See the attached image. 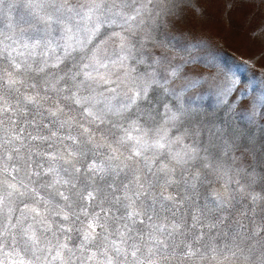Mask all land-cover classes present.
I'll list each match as a JSON object with an SVG mask.
<instances>
[{
  "label": "snow or ice",
  "instance_id": "obj_1",
  "mask_svg": "<svg viewBox=\"0 0 264 264\" xmlns=\"http://www.w3.org/2000/svg\"><path fill=\"white\" fill-rule=\"evenodd\" d=\"M152 2L0 0V14L5 4L9 10L17 4L31 10L28 18L21 16L18 22L26 27H19L17 31V26L10 24L9 35L0 33V132L3 133L0 137V175L4 177L0 179V264H51L49 256L60 264H73L75 260L80 264H234L238 254L243 256L245 250L249 254L244 256L245 264H264V235H261L264 215L259 225L255 220L258 211L264 214V194L247 190L257 183H264V174L254 167L250 172L243 167L237 168V174L243 172L249 181L241 184L239 179L233 180L231 169L214 165L207 156H200L199 148L185 143L186 138L195 142L205 129L211 136L216 135L199 118L200 113L195 108L181 104L172 111L167 104L163 105L165 124L171 123L172 127L177 122L186 124L183 135L173 141L168 139L167 127L153 130L141 127L138 120L130 122V129L122 128V135L112 141L105 131H100L99 126L105 123V111L120 115L136 107L141 116L151 120L154 119V101L158 102L157 91L173 93L166 86L173 80L162 76L155 68L137 77L125 70V62L135 59L134 51L140 56L136 63L148 64V67L162 66L167 59L162 44L153 42V50L144 47V40L149 39L147 36L141 38L140 49L132 42L144 24V12H150L148 4ZM117 28L119 31L115 30ZM85 52L90 54L77 57ZM191 62V58L185 61L186 64ZM110 66L112 70H109ZM205 73L199 64H193L183 73L173 70L168 75L187 78L191 74V79H186L182 88L200 86L209 93L215 91L221 97L220 103L229 110L235 108L237 101L245 104L241 98L242 90L237 89V79L215 65H210ZM94 84L109 86L106 91L116 95H120L117 89L123 86V102L115 110L109 103L105 109L94 111V107L102 102L94 94ZM113 84L116 87H110ZM82 92L89 94L82 95ZM233 93L237 96L229 102ZM99 96L103 97L104 93ZM246 103L251 107L252 115H257L255 99ZM259 103L264 105V98ZM74 106L80 107L79 118L74 114ZM259 115L264 117V111ZM93 126H96L95 130ZM29 127L33 131H28ZM52 128L56 130L52 131ZM65 128L68 133L61 135L60 130ZM45 130L49 134H43ZM153 131L154 135H150ZM221 131L217 129V132ZM28 141L50 142L49 149L59 143L62 150L36 151L27 144ZM234 141H240V136L235 135ZM176 143L182 145L179 150H173L172 145ZM229 147H235L241 153L239 159L250 158L264 165V143L258 147L254 137H248L246 142H234ZM100 148L108 149L109 154L102 163L91 160L83 166L88 179L96 175L103 179L116 168L133 172L129 184H134V190L130 195L125 194L124 199L128 202L123 205V216H113L111 208L102 206L107 196L99 202L100 211H90L89 206L97 200L99 190L77 189L74 180L60 175L57 161L67 165L63 171L78 180L81 160ZM149 151L154 155H146ZM33 155L51 163L46 168L39 164L34 168ZM165 155L168 162L159 164L156 171L167 177L160 196L162 201L170 202L171 207L167 210L171 212L172 220L145 225V218L152 221L156 209L155 198L148 196L152 184L150 181L147 186L144 183L147 179L144 169L155 175L153 165L157 164L158 157ZM198 160L204 161L201 168L189 171L187 166L195 165ZM113 161L120 163L113 164ZM177 169L181 171L179 180L176 179ZM20 173H24V178L17 181ZM33 176L37 180L51 176V180L30 187L36 183ZM181 182L185 186L184 195L168 192L170 187L179 186ZM213 182L218 187L212 190V200L202 205L196 203L194 197L199 195L198 185L207 187ZM233 183L236 184L234 189L231 188ZM60 186H67L66 191H61ZM40 189L48 190L47 197ZM188 189L192 190L191 195L187 193ZM237 195L240 200L247 198L251 207L245 205L244 211L238 212V217L232 220L240 202ZM17 201L22 207H17ZM114 202L120 203V198L114 197ZM161 208H164L163 203ZM149 210L153 215L148 214ZM189 218L191 226L188 225ZM29 220L32 223H28ZM109 220L130 223L117 224L115 231L110 232ZM245 220L253 225L251 231ZM35 225L51 234L43 237V244ZM138 225L148 227L149 231H143ZM213 230H216L215 235H211ZM71 233L81 238L75 247L69 245ZM220 237L225 240L223 244L217 243ZM256 251L260 255L253 261L251 255Z\"/></svg>",
  "mask_w": 264,
  "mask_h": 264
},
{
  "label": "rangeland",
  "instance_id": "obj_2",
  "mask_svg": "<svg viewBox=\"0 0 264 264\" xmlns=\"http://www.w3.org/2000/svg\"><path fill=\"white\" fill-rule=\"evenodd\" d=\"M147 3V0H144ZM150 12L146 11L143 14L144 24L137 30V34L133 37V43L137 49L141 48L140 40L142 37H149L144 40V47L147 50H153V42H157L163 45V51L167 53V59L163 62L162 66L153 65L148 67V64H138L136 60L140 59L139 53H133L135 59L130 58L125 62L127 71L131 72L133 77L140 76L145 72H151L153 68L156 69L162 76L167 77L169 80H173L171 85H166L173 90V93H166L163 90L157 91V101H154L152 115L154 119H147L146 116H141L137 111L136 107H133L129 112L122 113L120 115H114L111 112L105 111L104 119L105 123L100 125V131H105L108 134L109 141L122 135L121 129H130V122L132 120H138L141 127H147L150 129H157L161 126L169 129L168 139L170 141L175 140L176 137L182 136L186 124L177 122L175 127H172L171 123L165 124L166 113L163 105L167 104L172 111H176L181 104L185 107L195 108L200 113V119L204 124L208 125L212 132L216 133L215 136H211L210 132L205 129L203 134L198 137L195 142L186 138L185 143L193 144V146L200 149V156L209 158V162L214 165H221L225 169H231L230 175L233 180L239 179L241 184H248V178L243 172L237 174L236 169L243 167L247 171H252L253 167L258 173L264 174V165L259 164L257 161H252L250 158L241 157V153L235 149L230 148L234 142H246L248 137H254L257 141V146L264 143V117H261L259 113L264 111V105L260 104L259 101L264 98V0H153L151 4H148ZM30 9H27L23 4L15 5L11 10L8 9L7 4L4 6L3 13L0 14V33L9 35L12 29L10 24L16 25V30L19 27H26L21 25V16L28 18ZM109 29L108 31H111ZM119 31V29H115ZM158 51L161 49H157ZM111 51V49H109ZM90 53L77 54L87 56ZM115 59V57H111ZM191 58V63L186 64ZM150 63V62H149ZM193 64H199L206 70L210 65H215L217 68L227 72L230 76L238 80L237 89L242 90L241 98L245 101V104H240L237 101L234 109L229 110L226 105L220 103L221 97L214 91L209 93L200 86L193 88H182L185 84L186 79H191V74L187 78L183 75L178 78H172L168 74L173 70H177L178 73H183L186 68H191ZM111 66H110V69ZM103 71V70H102ZM115 79V77H113ZM163 83V80L161 81ZM104 85H93L95 95L102 102L94 107V111L105 109L107 104H111L113 110L120 106L123 102V86L117 89L116 93H109L106 91ZM110 87H116L115 84ZM103 92L104 96L100 97L99 93ZM82 95H88V92H82ZM115 96V99H111ZM237 96V93H233L228 99L229 102ZM108 98V99H105ZM255 99L256 101V113L253 116L251 107L247 105V101ZM144 105H141L143 108ZM75 113L79 118V106H74ZM251 117V119H250ZM86 123V122H85ZM113 125H119L120 127H113ZM87 126V125H86ZM96 126H93V130ZM217 129L222 130L217 132ZM52 128V131H55ZM110 130V131H108ZM226 130V131H225ZM28 131H33L32 127L28 128ZM61 135H66L68 129H62ZM73 132L75 129L72 130ZM43 134H49L48 130H45ZM136 134V133H134ZM150 135H154L150 133ZM239 135L240 141H234V136ZM211 136V142H210ZM0 137H3V133L0 132ZM99 139V135L97 136ZM50 142L42 141H28L27 144L36 151L47 152L61 149L62 146L59 143H55L52 149H49L48 144ZM65 143H70L65 141ZM173 150H179L182 145L179 143L172 145ZM27 151V149H25ZM227 152V155L224 153ZM108 149L100 148L92 152H89L87 158L81 160L80 165L82 167L79 179L65 173L63 169L68 167L63 162L57 161V166L60 169V175L65 179H72L76 182L77 189L86 187L87 190L98 189L97 200L92 202L89 206L90 211H100V200H103L105 196L108 197L102 205L104 208H111V215L119 217L125 214L123 207L128 201L124 199L125 194H131V190H134V184H129L133 179V172L129 169L116 168L115 170L105 174L103 179L100 175L91 176L88 179V174L84 171V165L91 160H95L97 163L104 162V157L108 155ZM148 156H153L154 153L149 151L146 153ZM158 162L153 165V172L155 175L147 173L144 169V174L147 175V179L144 180L145 185H148L150 181L152 187L149 190L148 196L155 198V209L156 214L153 215L149 210V215H153V220L148 221L145 218V225L151 223H170L172 220L171 212L167 209L171 207L170 202L162 201L160 196L163 190L162 186L167 177L156 169L159 164L167 163V155L162 158H157ZM259 160V154H258ZM33 167L37 164L41 165L42 168H46L51 163L44 157L33 155ZM113 164H119L120 161H113ZM204 163L203 160H198L195 165L190 164L188 167L189 171H195L201 168ZM251 165V166H250ZM141 168H143V162L141 161ZM41 169H37L40 171ZM202 170V169H201ZM117 173H119L117 175ZM15 175V174H13ZM181 171L177 169L176 179H180ZM4 177L0 175V179ZM11 179V176L8 177ZM24 178V173L17 175V181ZM35 184H31L30 187H38L39 183L50 181L51 176H42L39 180L35 176L32 177ZM27 183V181H25ZM112 185V187H109ZM125 186H128L127 188ZM218 187V184L213 182L211 186H199V195L194 197L196 203L203 204L212 200V190ZM184 184L181 182L179 186H172L168 189V192L172 194L179 193L181 196L184 195L183 189ZM231 188H236V184L233 183ZM67 186H60L61 191H66ZM76 189H73L75 191ZM248 191H254L257 194H264V183H257L247 189ZM41 194L47 197L48 190L40 189ZM187 193L192 194V190L188 189ZM167 194V193H165ZM114 197L120 198V203L114 202ZM144 199V197H142ZM237 199L240 200L239 195ZM30 202V201H26ZM59 203L63 201L57 200ZM151 203V200L148 201ZM139 203V201H138ZM163 203L164 208H161ZM94 205V206H93ZM245 205H249L247 198L240 200L236 205L237 212L233 213L232 220L238 217V212L244 211ZM17 207H22V204L17 201ZM183 212V209L181 210ZM19 213H17L18 215ZM251 215V214H249ZM264 214L257 212L255 216L256 224L261 223V216ZM58 221L59 218H52ZM128 221L120 220L113 222L109 220L110 225L109 231L114 232L117 224L123 225ZM231 222V220L229 221ZM28 223H32L31 220ZM130 223V222H128ZM248 224L249 231H251L253 225L245 220ZM188 225L191 226V220L189 218ZM55 227V224H54ZM137 227L142 228L143 231H149L148 227L144 225H138ZM37 235L41 237L43 244V237H50V233H44L43 229L39 225H35ZM99 231V229H98ZM207 231V229H205ZM215 231L211 235H215ZM72 239L69 241L70 247H75L80 243V237L76 233L70 234ZM264 235V232L261 233ZM113 238H115L113 236ZM225 242L223 237L217 239V243L223 244ZM247 245H245V249ZM54 254V253H53ZM30 255V254H29ZM247 250H245L243 256H239L234 261V264H245L244 256H248ZM260 255L259 251L254 252L251 255V260L255 261ZM79 256V252H77ZM51 264H60V261L51 260V256L48 257ZM47 264V262H46ZM73 264H80L79 260H75ZM88 264H94V262H88Z\"/></svg>",
  "mask_w": 264,
  "mask_h": 264
}]
</instances>
